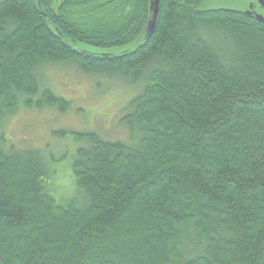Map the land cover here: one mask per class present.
Instances as JSON below:
<instances>
[{
    "label": "trees",
    "instance_id": "obj_1",
    "mask_svg": "<svg viewBox=\"0 0 264 264\" xmlns=\"http://www.w3.org/2000/svg\"><path fill=\"white\" fill-rule=\"evenodd\" d=\"M202 1L160 0L147 41L101 57L75 46L132 44L150 0H0V123L71 107L50 66L134 94L125 142L74 135L68 184L54 155L0 134V264H264V23Z\"/></svg>",
    "mask_w": 264,
    "mask_h": 264
},
{
    "label": "rangeland",
    "instance_id": "obj_2",
    "mask_svg": "<svg viewBox=\"0 0 264 264\" xmlns=\"http://www.w3.org/2000/svg\"><path fill=\"white\" fill-rule=\"evenodd\" d=\"M249 2L250 0H203L201 9L211 10L217 5L228 4L223 7L245 11ZM260 13L259 15L264 17V13ZM143 42L144 35L134 43L120 48L109 50L90 46L75 48L95 55L119 56L134 51ZM44 74L46 84L52 92L69 101L71 107L60 114L55 109L44 108L38 111L20 105L1 121L0 134L16 148H33L46 151L48 153L46 155H54L56 167L67 174L64 181L68 184L71 180L69 164L81 144L75 140L74 135L94 132L106 141L125 142L128 131L119 120L123 108L134 94L131 89L116 83L105 84L108 89L100 92L96 89V83L103 82V79L85 75L73 65L50 66L44 70ZM65 186L63 182L62 192L66 194L63 201L74 199L77 196L75 190ZM183 228L179 235L184 234V238L182 236L180 238L183 239L182 249L185 254L192 249L191 245L196 243V239L188 226Z\"/></svg>",
    "mask_w": 264,
    "mask_h": 264
},
{
    "label": "water",
    "instance_id": "obj_3",
    "mask_svg": "<svg viewBox=\"0 0 264 264\" xmlns=\"http://www.w3.org/2000/svg\"><path fill=\"white\" fill-rule=\"evenodd\" d=\"M259 5L264 9V0H258ZM159 5H160V0H150L149 4V15H148V22L145 27V30L141 34L144 35V42L147 41V39L151 36L152 32L155 29L156 26V21L158 18V13H159ZM255 18L259 21L264 23V17L261 15H255ZM143 42V43H144ZM134 43V42H133ZM142 43V44H143ZM141 45V44H140ZM139 46V45H138ZM136 50V49H135ZM131 52V51H130ZM127 53V52H126ZM124 54V53H123ZM95 55V54H93ZM122 55V54H121ZM101 57H108L112 55H98ZM120 56V55H119Z\"/></svg>",
    "mask_w": 264,
    "mask_h": 264
},
{
    "label": "flooded vegetation",
    "instance_id": "obj_4",
    "mask_svg": "<svg viewBox=\"0 0 264 264\" xmlns=\"http://www.w3.org/2000/svg\"><path fill=\"white\" fill-rule=\"evenodd\" d=\"M225 5H228V4H225ZM225 5L224 4L217 5L216 8H213L211 10H230V11H235V12H241L246 15H259L261 14L260 12L264 13V9L259 5L258 0H250L245 11L228 9V8L223 7Z\"/></svg>",
    "mask_w": 264,
    "mask_h": 264
}]
</instances>
